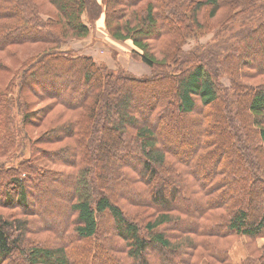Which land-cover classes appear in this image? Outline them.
Here are the masks:
<instances>
[{
    "label": "trees",
    "instance_id": "obj_1",
    "mask_svg": "<svg viewBox=\"0 0 264 264\" xmlns=\"http://www.w3.org/2000/svg\"><path fill=\"white\" fill-rule=\"evenodd\" d=\"M261 2L0 0V264H264ZM85 14L151 74L64 49Z\"/></svg>",
    "mask_w": 264,
    "mask_h": 264
},
{
    "label": "rangeland",
    "instance_id": "obj_2",
    "mask_svg": "<svg viewBox=\"0 0 264 264\" xmlns=\"http://www.w3.org/2000/svg\"><path fill=\"white\" fill-rule=\"evenodd\" d=\"M262 6H264V0H262ZM85 24L90 28V33L86 38H75L70 39L63 45V48L73 54H82L89 55L93 57L97 64H103L111 70L123 69L128 71L136 76H146L151 74V69L141 62L139 59H136L132 55V51L135 49L134 45L130 41H118L112 38L104 25L103 16H100L97 19L91 20L86 14L84 15ZM215 32H210L209 34L203 36L199 39L200 43L205 44L206 42L212 40ZM264 43V36H261L259 39ZM195 45L194 41H188L185 49L188 50ZM40 47L44 46H33L29 49H24L21 52V56L27 57L31 54H36L40 52ZM225 85H228L226 79L223 80ZM195 116H188L182 124V128H191L194 125L190 122ZM39 131L36 136L40 133ZM37 162V160H36ZM35 164V162L33 161ZM38 163V162H37ZM39 164L47 165V161L40 159ZM36 165V164H35ZM55 187H58L55 185ZM59 188V187H58ZM53 191L52 189H50ZM57 214V213H55ZM262 242V240H259ZM246 256V249L244 247L243 239L237 240L235 245L231 250V257L235 263H239L242 258Z\"/></svg>",
    "mask_w": 264,
    "mask_h": 264
}]
</instances>
